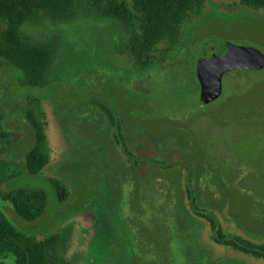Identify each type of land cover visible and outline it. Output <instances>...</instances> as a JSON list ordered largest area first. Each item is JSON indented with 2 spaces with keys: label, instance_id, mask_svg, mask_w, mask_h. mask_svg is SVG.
Here are the masks:
<instances>
[{
  "label": "rangeland",
  "instance_id": "obj_1",
  "mask_svg": "<svg viewBox=\"0 0 264 264\" xmlns=\"http://www.w3.org/2000/svg\"><path fill=\"white\" fill-rule=\"evenodd\" d=\"M22 32L54 42L59 54L40 87L0 60V179L5 195L44 190L48 207L35 222L3 199L0 212L24 234L57 237L50 264H264L217 244L186 193L191 175L200 210L227 235L264 244V68L225 74L210 103L199 84L200 57L223 43L264 54L263 12L205 0L203 18L145 71L124 53L129 35L115 19L80 16ZM109 115L137 166L115 143ZM37 143L47 164L32 175L27 157ZM51 180L67 187L65 203Z\"/></svg>",
  "mask_w": 264,
  "mask_h": 264
},
{
  "label": "trees",
  "instance_id": "obj_2",
  "mask_svg": "<svg viewBox=\"0 0 264 264\" xmlns=\"http://www.w3.org/2000/svg\"><path fill=\"white\" fill-rule=\"evenodd\" d=\"M130 3L131 6L127 0H0V60L21 69L25 85L45 86L59 51L54 50V42L40 43L25 35L23 26L39 25L45 21L70 22L80 16H96L121 22L129 35L123 51L133 59L140 71H145L169 56L181 41L184 27L202 19L205 7V0H130ZM240 5L246 10L264 13V0H240ZM109 119L114 129L112 137L115 143L137 166L120 123L113 121L111 116ZM32 124L41 138L43 131L37 124ZM39 146L37 143L27 157L32 175L38 174L47 164ZM191 181L190 175L186 180L188 200L194 214L208 222L215 242L264 260V244L227 235L217 219L199 209ZM51 184L58 202L65 203L69 197L67 187L56 180H51ZM0 199L11 202L15 211L28 222L37 221L48 207V195L44 190L21 188L5 195L1 179ZM56 240L55 236L42 241L24 234L0 212V264H6L4 261L8 257H13L15 264H50L48 249Z\"/></svg>",
  "mask_w": 264,
  "mask_h": 264
},
{
  "label": "water",
  "instance_id": "obj_3",
  "mask_svg": "<svg viewBox=\"0 0 264 264\" xmlns=\"http://www.w3.org/2000/svg\"><path fill=\"white\" fill-rule=\"evenodd\" d=\"M204 75L200 79L201 101L210 103L219 98L225 74L235 70H261L264 54L257 48L223 43L199 59Z\"/></svg>",
  "mask_w": 264,
  "mask_h": 264
}]
</instances>
